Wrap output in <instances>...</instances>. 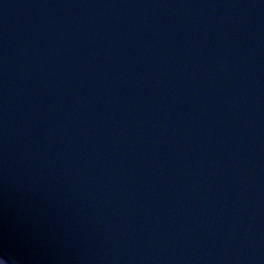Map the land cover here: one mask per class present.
Masks as SVG:
<instances>
[{
    "label": "water",
    "instance_id": "water-1",
    "mask_svg": "<svg viewBox=\"0 0 264 264\" xmlns=\"http://www.w3.org/2000/svg\"><path fill=\"white\" fill-rule=\"evenodd\" d=\"M0 258L264 264V0H0Z\"/></svg>",
    "mask_w": 264,
    "mask_h": 264
},
{
    "label": "trees",
    "instance_id": "trees-1",
    "mask_svg": "<svg viewBox=\"0 0 264 264\" xmlns=\"http://www.w3.org/2000/svg\"><path fill=\"white\" fill-rule=\"evenodd\" d=\"M0 264H8L0 258Z\"/></svg>",
    "mask_w": 264,
    "mask_h": 264
},
{
    "label": "rangeland",
    "instance_id": "rangeland-1",
    "mask_svg": "<svg viewBox=\"0 0 264 264\" xmlns=\"http://www.w3.org/2000/svg\"><path fill=\"white\" fill-rule=\"evenodd\" d=\"M3 260V259H2ZM4 261V260H3Z\"/></svg>",
    "mask_w": 264,
    "mask_h": 264
}]
</instances>
